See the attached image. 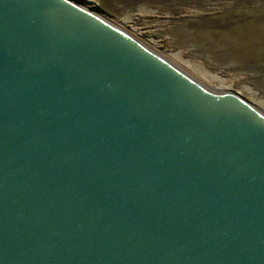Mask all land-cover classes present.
Wrapping results in <instances>:
<instances>
[{"label":"water","instance_id":"95a60500","mask_svg":"<svg viewBox=\"0 0 264 264\" xmlns=\"http://www.w3.org/2000/svg\"><path fill=\"white\" fill-rule=\"evenodd\" d=\"M0 264H264V117L69 0H0Z\"/></svg>","mask_w":264,"mask_h":264},{"label":"rangeland","instance_id":"374dc122","mask_svg":"<svg viewBox=\"0 0 264 264\" xmlns=\"http://www.w3.org/2000/svg\"><path fill=\"white\" fill-rule=\"evenodd\" d=\"M78 1L212 92L264 111V0Z\"/></svg>","mask_w":264,"mask_h":264},{"label":"bare ground","instance_id":"6f19581e","mask_svg":"<svg viewBox=\"0 0 264 264\" xmlns=\"http://www.w3.org/2000/svg\"><path fill=\"white\" fill-rule=\"evenodd\" d=\"M71 3L75 4L76 6L82 8L83 10L101 18L102 20H104L105 22L109 23L110 25H112L113 27H115L117 30H119L120 32H122L123 34L127 35L128 37H130L131 39H133L134 41H136L137 43H139L140 45H142L143 47H145L147 50H149L150 52L154 53L155 55H157L159 58H161L163 61H165L166 63H168L170 66H172L173 68H175L176 70H178L179 72H181L182 74H184L186 77H188L190 80H192L193 82H195L196 84H198L199 86H201L202 88L206 89L207 91L211 92V93H215L212 92L209 88L203 86L201 83H199L198 81H196L195 79H193L192 77H190L189 75H187L186 73H184L183 71H181L180 69H178L176 66H174L173 64H171L168 60H166L165 58H163L162 56H160L159 54L155 53L151 48H149L148 46H146L143 42H140L138 39H136L134 36L130 35L128 32L122 30L119 26H117L115 23H113L112 21L106 19L105 17H103L101 14H99L98 12H96L95 10L90 9L87 5H84L83 3H81L78 0H69ZM227 91V90H226ZM218 92V91H217ZM220 93H228L234 96H240L239 94H235V93H231L229 92H220ZM249 106L252 107L256 112H258L261 116L264 117V111L257 109L255 105H253L251 102H249Z\"/></svg>","mask_w":264,"mask_h":264},{"label":"flooded vegetation","instance_id":"af4514ba","mask_svg":"<svg viewBox=\"0 0 264 264\" xmlns=\"http://www.w3.org/2000/svg\"><path fill=\"white\" fill-rule=\"evenodd\" d=\"M146 45V44H145ZM146 46H148V45H146ZM149 47V46H148ZM150 48V47H149Z\"/></svg>","mask_w":264,"mask_h":264}]
</instances>
